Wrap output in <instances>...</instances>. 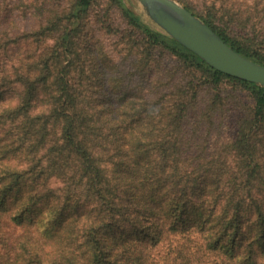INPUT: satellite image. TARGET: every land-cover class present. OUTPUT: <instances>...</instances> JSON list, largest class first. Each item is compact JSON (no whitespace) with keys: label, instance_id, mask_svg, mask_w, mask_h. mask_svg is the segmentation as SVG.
Wrapping results in <instances>:
<instances>
[{"label":"trees","instance_id":"trees-1","mask_svg":"<svg viewBox=\"0 0 264 264\" xmlns=\"http://www.w3.org/2000/svg\"><path fill=\"white\" fill-rule=\"evenodd\" d=\"M96 1L73 0L34 40L0 25V264H264V86L110 0L139 35L142 86L115 88L118 105L94 102V89L109 90L92 82L103 72L79 34ZM179 1L264 64V0ZM156 52L190 79L175 82L166 65L157 81L143 75ZM204 86L217 91L196 114ZM229 105L235 134L219 139Z\"/></svg>","mask_w":264,"mask_h":264},{"label":"rangeland","instance_id":"rangeland-1","mask_svg":"<svg viewBox=\"0 0 264 264\" xmlns=\"http://www.w3.org/2000/svg\"><path fill=\"white\" fill-rule=\"evenodd\" d=\"M72 1L73 0H0V25L14 28L13 30L21 34L27 32L28 37L34 40L32 37L34 32H36L41 25H46L49 19L60 18L61 11L67 8ZM232 1L238 2V4L243 7L247 4L246 0ZM123 2L146 26L162 33L155 24L151 22L140 4L136 2L128 4L125 0H123ZM55 10L58 12L57 14L54 13ZM260 19L264 23V14L259 15V20ZM79 39L91 50V53L85 50V52L82 51L81 53L84 52V56H86V53L92 54V59H95L93 67L96 71L92 73L96 74L98 70L103 72V79L93 74L92 82L109 90V92L104 91L99 87L102 91L100 92L98 89H94V102L99 103L105 100L107 103L118 105V102L123 100V97L116 94L117 91H115V88L119 86L123 90H130L131 93L137 94V90L142 86L140 78L142 75L140 73L141 65L139 64V57L142 54L136 52L139 47L137 43L139 35L132 31L131 26L120 8L114 6L110 0H97L84 20V26L80 29ZM30 42L32 50H38L35 41ZM131 46H133L132 50L129 49ZM103 50L109 56L108 58L111 59V62L107 63L106 66H101L97 63ZM174 61L172 57L168 55L161 56L159 52H156V54L151 57V65L144 66L145 68L143 67L142 73L146 76V74L151 75L153 74L152 71H155L153 81H157L158 79H156V77L166 75L159 71V66L164 67V65H166L167 67H172L170 74H174L175 82L180 81L184 84L190 79V75L187 70L176 65L177 62ZM167 80L168 78L165 77L163 82ZM200 89L197 99L198 104L195 109L198 111L196 114H200L203 111L206 102L217 91L210 90L205 86L200 87ZM228 89H231L230 83H226L224 89L221 91L224 96L227 95ZM242 95L244 94L242 93ZM131 98V96H126V99L131 100ZM230 107L231 105L226 107L225 112H223L224 109L222 108L217 110L218 113L215 117L216 121L213 132H216L215 134L219 139H230L235 134V128L232 127L231 123L233 119L231 115L235 113V111L232 112L231 109H227ZM200 117V115L198 117H190V124L188 123V127L191 128L196 126L198 124L196 120Z\"/></svg>","mask_w":264,"mask_h":264},{"label":"water","instance_id":"water-1","mask_svg":"<svg viewBox=\"0 0 264 264\" xmlns=\"http://www.w3.org/2000/svg\"><path fill=\"white\" fill-rule=\"evenodd\" d=\"M125 1L140 4L158 30L198 54L212 67L264 86V64L234 49L178 0Z\"/></svg>","mask_w":264,"mask_h":264}]
</instances>
